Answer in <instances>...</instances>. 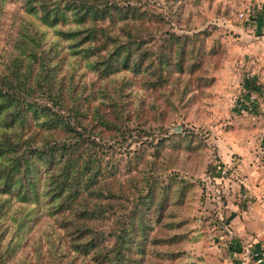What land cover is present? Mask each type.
Here are the masks:
<instances>
[{"label": "trees", "instance_id": "trees-1", "mask_svg": "<svg viewBox=\"0 0 264 264\" xmlns=\"http://www.w3.org/2000/svg\"><path fill=\"white\" fill-rule=\"evenodd\" d=\"M140 1L24 0L38 22H20L0 70V264L184 258L177 244L187 216L178 215L193 184L155 166L170 137L148 142L153 158L146 146L117 158L115 144L126 138L123 97L135 83L207 85L204 58L214 47L206 49V30L150 28L162 16ZM86 66L96 74L87 82Z\"/></svg>", "mask_w": 264, "mask_h": 264}, {"label": "rangeland", "instance_id": "rangeland-1", "mask_svg": "<svg viewBox=\"0 0 264 264\" xmlns=\"http://www.w3.org/2000/svg\"><path fill=\"white\" fill-rule=\"evenodd\" d=\"M140 4L162 16L147 21L150 28L209 33L206 49L214 51L205 56L202 72L213 80L198 86L191 82L184 92L183 83L161 89L135 83L123 97L129 109L122 124L126 141L115 144L114 154L125 158L146 146L145 156L153 158L148 142L170 137L155 166L162 176L174 172L193 184L178 215L187 216L180 227L185 237L177 244L185 249L180 264H253L254 252L264 248V23H260L264 0H141ZM22 21L38 22L25 11L24 0H0V70L12 55ZM38 27L52 39L51 28ZM146 38L152 40L151 46L159 39L157 33ZM81 70V81L96 77L88 66ZM137 100L144 108L139 113H135ZM220 165L229 171L220 173ZM253 203L257 205L251 207ZM238 207L241 212L252 211L241 237L235 233L239 222L231 221ZM259 207L261 213L256 212ZM234 238L244 243L241 259L228 248Z\"/></svg>", "mask_w": 264, "mask_h": 264}, {"label": "crops", "instance_id": "crops-1", "mask_svg": "<svg viewBox=\"0 0 264 264\" xmlns=\"http://www.w3.org/2000/svg\"><path fill=\"white\" fill-rule=\"evenodd\" d=\"M260 23H264V21H260ZM245 196V195H244ZM242 202H244L243 200H242ZM255 205H257L256 203H253V205L251 206V207H255ZM254 212V211H253ZM256 212L257 213H261L262 211H261V208L259 207V208H257V210H256ZM255 212V213H256ZM254 213V214H255ZM234 215H232V217H231V221L232 220H237L238 222H239V224H238V232H235V233H238V236H243V234L245 233L244 232V230H246V228L247 227H249V226H247V225H249L250 223H251V221H250V219H247V217H250V215L252 214V211H248V210H245V211H239V207H238V212H237V214L236 213H233ZM255 216V218H258L259 216H258V214H255L254 215ZM227 224L229 225V218L227 217ZM255 224H256V221H255ZM257 226H258V224H256ZM227 228H228V226H227ZM228 230L229 231H231L232 232V230H230L229 228H228ZM254 230H257L255 227H254ZM234 233V232H233ZM262 232H260V234H261ZM263 234V233H262ZM260 236V238H261V235H259ZM262 241H264V239H261ZM237 242V243H236ZM228 245V248H229V250H231L232 252H233V255L234 254H238V256H237V259L239 258V259H241V257H242V253H243V248L245 247L244 246V243H242V242H240V239H238V238H234L232 241H231V243H229V244H227ZM241 251V252H240ZM264 264V263H263Z\"/></svg>", "mask_w": 264, "mask_h": 264}, {"label": "built area", "instance_id": "built-area-1", "mask_svg": "<svg viewBox=\"0 0 264 264\" xmlns=\"http://www.w3.org/2000/svg\"><path fill=\"white\" fill-rule=\"evenodd\" d=\"M220 165V173L226 174L228 172V168L221 167ZM264 263V248L260 249L259 251L254 252L253 264H263Z\"/></svg>", "mask_w": 264, "mask_h": 264}]
</instances>
